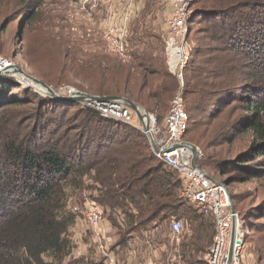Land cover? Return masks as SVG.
Returning <instances> with one entry per match:
<instances>
[{
	"label": "trees",
	"instance_id": "16d2710c",
	"mask_svg": "<svg viewBox=\"0 0 264 264\" xmlns=\"http://www.w3.org/2000/svg\"><path fill=\"white\" fill-rule=\"evenodd\" d=\"M30 1L22 16L29 24L44 0ZM190 8L189 24L198 18L206 36L184 71L185 136L201 147L197 165L212 179L234 167L248 173L254 166L251 157H264V0H194ZM257 30L263 35L255 39ZM255 44L254 50L250 46ZM248 48L253 55L243 53ZM167 50L163 39V56L142 51L129 66L117 56L95 54L83 60L68 53L57 82L73 83L95 96L124 97L157 113L163 125L168 103L180 88ZM43 81L54 84L45 76ZM15 107L26 113L3 118ZM224 107L228 114L215 124ZM191 115L199 118L191 120ZM241 136L249 142L236 156L211 152L234 145ZM182 189L181 177L154 156L141 131L0 77V264H88L76 258L70 232L83 217L82 210L69 206L70 195L84 191L109 215L108 223L118 230V247L142 228L184 220L189 233L181 244V261L207 264L199 255L213 243L214 218L183 198ZM262 211L261 206L255 209ZM238 214L240 228L246 227L249 214ZM261 242L258 253L264 257Z\"/></svg>",
	"mask_w": 264,
	"mask_h": 264
},
{
	"label": "rangeland",
	"instance_id": "374dc122",
	"mask_svg": "<svg viewBox=\"0 0 264 264\" xmlns=\"http://www.w3.org/2000/svg\"><path fill=\"white\" fill-rule=\"evenodd\" d=\"M142 1L144 2V0ZM146 1L148 5L144 9L140 8V10L134 11L130 23L128 39L130 54L125 58H120L110 51L104 40V24L111 9V6L105 4L104 0H44L43 5L38 9L37 19L31 24L22 16L28 10L27 6L33 3L32 1L0 0V58L21 67L28 75L44 83H46L43 81L44 76L53 80L52 86L46 84L58 91L62 87H75L70 82L62 84L57 82L60 68L66 63L65 55L68 53L71 59L74 57L83 60L95 54L117 56L124 65L128 66L135 62V55L137 56L142 51L147 50L155 56H163L162 24L166 23L169 8L164 0ZM193 10L190 8L191 15ZM244 10L241 9L240 13H245L246 10ZM190 28L192 30L191 45L194 52L196 47L205 41L206 35L202 34L204 29H201L202 25L198 24V18H194L190 22ZM262 35L258 31L254 38L257 39ZM250 47H253L254 50L258 48L256 44ZM252 50L248 48L243 50V53L246 52V56H250L254 52L250 55L247 52ZM253 59L256 58L253 57ZM68 62H72V60H68ZM250 62L253 63L251 60ZM15 79L18 84H22V78L19 75H16ZM72 82L80 84L76 80H72ZM32 88L37 93L41 92L40 87ZM242 93L240 94L242 95ZM171 101L168 103V108L172 104ZM228 111L229 108L224 107L220 120H217L215 124L222 123L221 119H224ZM20 112L26 113V108H10L4 113L3 118L15 120ZM24 113L22 122H26L24 118L27 115ZM148 114L154 115L157 119V113ZM190 117L191 120L199 118L192 115ZM19 121L20 117L17 122ZM185 140L190 142L187 136H185ZM248 140V137L241 136L234 145H223L219 149H211V152L222 151L221 158H231L240 152L243 145L248 144ZM195 146L200 150L202 156L201 147ZM251 158L254 166L248 173L234 167L220 175L216 174V178L228 187L235 209L239 213L247 212L249 214L247 217L249 224L246 227L241 224L243 264H264L263 255L260 256L258 253L261 241L264 240V211L255 213V209L260 206L264 210V157L252 156ZM90 195L91 192L85 191L72 193L69 206L76 207L75 210L80 213L81 210L83 211L85 200L91 199ZM108 216V214H103L106 221H109ZM77 221L70 231L76 245V258L85 259L88 264H106L104 256L96 250L94 235L88 230L84 216H79ZM184 225L185 229L178 240L172 236L170 226L155 227L151 225L142 228L138 233L132 235L125 247L115 248L109 254L120 239L118 230L111 228L116 241L110 242L106 233L107 253L114 258L116 264H146L149 259L160 264H183L180 255L181 244L189 233V226L185 221ZM209 249L199 255L206 263Z\"/></svg>",
	"mask_w": 264,
	"mask_h": 264
},
{
	"label": "built area",
	"instance_id": "2783aa9c",
	"mask_svg": "<svg viewBox=\"0 0 264 264\" xmlns=\"http://www.w3.org/2000/svg\"><path fill=\"white\" fill-rule=\"evenodd\" d=\"M169 8L166 17V29L169 35L167 47L178 60L174 70L180 82L170 110L160 125L154 115H149L148 128H144L139 116L121 100H94L83 103V107L98 112L101 116L130 125L147 138L154 156L164 165L176 171L183 182L182 196L202 213L214 218L215 235L207 254V264H243L242 234L238 212L231 209V194L228 187L201 168L191 166L192 153L178 146L184 141L189 116L185 110L184 71L193 52L190 40V6L194 0H164ZM111 6L109 16L104 24V40L110 51L120 58L127 57L129 52L130 23L134 11H138L140 0H104ZM11 62L0 58V70L11 68ZM21 81V80H20ZM22 85L35 87L33 83L22 79ZM78 91L72 86L58 90L63 95H73ZM201 157V155H200ZM199 157V158H200ZM83 216L88 230L94 235L96 250L104 256L106 264H116L108 252L106 229L103 212L91 199L84 202ZM237 224L232 261L230 263L231 235ZM185 229L183 220H174L170 231L178 240ZM146 264H160L149 259Z\"/></svg>",
	"mask_w": 264,
	"mask_h": 264
},
{
	"label": "water",
	"instance_id": "95a60500",
	"mask_svg": "<svg viewBox=\"0 0 264 264\" xmlns=\"http://www.w3.org/2000/svg\"><path fill=\"white\" fill-rule=\"evenodd\" d=\"M16 75H19L22 79H25L31 83H33V86H37L41 88V92L39 93L42 97L45 98H52L57 101H65L70 103H79L83 104L87 101H94V100H121L125 102L129 108H131L140 118L141 122L144 125V128L147 130L148 128V121H149V114L145 111H143L139 106L133 104L131 101L124 97H100L91 95L82 91H78L76 94L73 95H63L51 86L47 85L46 83L42 82L41 80L28 75L21 67L17 65H13L11 68H6L3 70H0V77H12L15 78ZM182 149H188L192 153V160H191V166L193 168H199L197 165V160L200 157V150L193 145L190 142H184L178 146ZM231 196V195H230ZM231 209L233 212H236V209L232 203L231 199ZM238 227L237 224L234 225L231 235V246H230V263L232 261L233 252H234V246H235V240L236 235L238 233Z\"/></svg>",
	"mask_w": 264,
	"mask_h": 264
},
{
	"label": "crops",
	"instance_id": "0c3cea01",
	"mask_svg": "<svg viewBox=\"0 0 264 264\" xmlns=\"http://www.w3.org/2000/svg\"><path fill=\"white\" fill-rule=\"evenodd\" d=\"M140 3L141 4H140V7H139L138 10H140V8H143L144 9L148 5V2L146 0H144V2L142 0H140ZM162 31H163V38L165 39V42L167 44L169 35L167 33V29H166V25L165 24H162ZM167 51H168L167 52V60H168V63L170 64L171 68L173 70H175L177 68V62H178V60H177V58L172 53H170L169 50H167ZM77 223H79V222L77 221ZM104 227L106 228V231H107L106 233H107V237H108L109 241L110 242L111 241H116V239L114 240V238H113V236H114L113 235V231H111V228L112 227L110 226V224L106 220L104 221ZM115 248H118V246H114L112 248V252H113V250Z\"/></svg>",
	"mask_w": 264,
	"mask_h": 264
}]
</instances>
